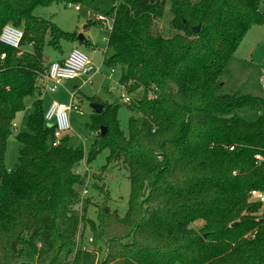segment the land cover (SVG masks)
<instances>
[{
	"label": "trees",
	"instance_id": "16d2710c",
	"mask_svg": "<svg viewBox=\"0 0 264 264\" xmlns=\"http://www.w3.org/2000/svg\"><path fill=\"white\" fill-rule=\"evenodd\" d=\"M53 1L82 2L0 0V37L9 25L24 30L20 49L0 41V264H264V205L250 199L252 191L264 193V163L255 160L264 153V100L221 93L233 55L252 28L264 26V0H112L103 13L114 20L105 65L120 68L122 83L135 82L130 92L146 97L128 105L137 114L128 135L118 103L91 99L105 108L92 114L97 138L88 162L109 150L108 166L122 163L131 181L126 215L111 210L107 192L96 221L87 219L90 200L82 215L75 210L83 150L70 148L69 135L54 147L56 130L44 119L47 37L62 53L61 42L79 36L35 16ZM168 3L171 37L153 31ZM29 46L33 53L22 51ZM152 88L156 99L147 97ZM36 95L28 132L17 135L19 164L9 171L13 126ZM244 110L256 118L247 120ZM198 221L205 225L196 231ZM83 222L93 251L77 243Z\"/></svg>",
	"mask_w": 264,
	"mask_h": 264
},
{
	"label": "rangeland",
	"instance_id": "374dc122",
	"mask_svg": "<svg viewBox=\"0 0 264 264\" xmlns=\"http://www.w3.org/2000/svg\"><path fill=\"white\" fill-rule=\"evenodd\" d=\"M79 4L81 6V11H76L74 8L76 4L70 5L65 2L53 1L48 7H41L35 12V16L52 22L64 32L84 35L88 43H90V45H82L80 42L68 43L62 41L61 47L63 52L60 53L52 46H49L50 37H47L44 50L45 61L47 63L60 62L64 59H68L74 52H78L83 59L91 60L96 67L102 66L101 72L103 75L93 77L91 79L92 83L86 85H84V83L89 80V77L67 81L57 94L50 92L48 94L46 92L42 99L45 109L54 101L68 104L70 103V95H68V92L75 91V87L80 89L78 99L83 115L76 113L71 114L72 131L68 134L71 138L70 148H81L85 154L84 161L75 169L78 175L85 178L84 185L77 188V192H79V203L75 207V210L82 215L85 202L90 200L91 203L89 205L87 219L96 221L98 208L106 201L105 195L108 192L111 196L108 206L112 211H117L120 217H124L129 208L131 194L129 171L122 163L108 166V157L110 156L109 150H104L94 161L91 163L88 162L89 151L97 138L96 134L92 132L89 127L92 124V98L99 97L103 103H118L120 105L118 119L121 124V129L126 135L129 133L130 119L137 116V114L121 99L120 93L112 91V82L110 84V82L106 80V77L110 75L111 68L103 65L104 58L109 59L113 54L112 49L109 48L108 30L100 26H91L87 28L91 21L96 20L97 14L108 12L114 4L112 0H82ZM262 11L264 12V5L262 6ZM172 18L170 4L168 3L164 16L157 19L154 23V33L157 35L161 34L165 37L173 36L175 32L170 26ZM22 31L24 32V30ZM30 47L32 46L24 47L22 51L33 53V48ZM105 52H107V54H105ZM120 74V68H117L115 79H117ZM222 82L226 83L222 89V94L239 93L264 100V26H256L249 31L239 49L230 60L222 76ZM47 83L45 79L40 85L43 87V84ZM131 89L132 88H130V90ZM100 92H105V97H101ZM130 95L136 99V97L141 96V93L136 90ZM37 98L38 95L26 99L25 111L21 113L16 120L17 131L15 132L13 130V135L7 143L5 162L9 171L16 170L19 164L20 152L23 149V145L17 140V135L28 132V118L34 111V102ZM240 114L249 121H253L256 118V115L248 110L241 111ZM105 167H107V170L104 169ZM85 188H87L89 192L84 198L83 193ZM100 189H103V193ZM204 225L203 221H198L192 228L199 231ZM90 239H92L91 231L86 225V222H83L80 226V232L77 238L79 247H86L88 251H93L94 247ZM105 250L106 247L103 246V252L99 254V261H102ZM222 250L223 249H221V251ZM224 253L225 251H222V254Z\"/></svg>",
	"mask_w": 264,
	"mask_h": 264
},
{
	"label": "built area",
	"instance_id": "2783aa9c",
	"mask_svg": "<svg viewBox=\"0 0 264 264\" xmlns=\"http://www.w3.org/2000/svg\"><path fill=\"white\" fill-rule=\"evenodd\" d=\"M76 11H81L80 5L74 6ZM97 21H102L105 23V28L108 30L109 35L113 30L114 20L108 18L104 14H99L96 16ZM24 36V32L21 29H18L14 26H6L1 34L0 41L6 46H9L14 49L21 48V42ZM109 42V38H108ZM107 53V52H105ZM5 59V55L2 57ZM105 65V59L103 62ZM102 66L96 67L93 62L89 59H83L78 52H74L68 59H65L60 62H53L51 63L50 69L45 77L47 80L48 88L47 90L51 93H57L67 81H74L80 78L89 77L84 85L91 84V79L98 75L102 74ZM117 73V68H112L110 70V75L106 77L108 82H112L111 89L112 91L119 92L121 99L124 101L125 104L131 105L136 101L143 100L146 97V93L139 89L141 96L133 98L130 94V88L133 87L135 82H128L122 83L121 78L115 79V75ZM44 79V81H45ZM129 91V93H128ZM158 91L157 88H152L147 97L149 99H156V92ZM80 93V89H77L71 93L70 95V103H59L53 102L49 108L45 112V123L50 127L55 128V141L53 142L54 147H58L61 144L62 139L68 135L72 131V124H71V114L76 113L79 115H83V111L78 99V94ZM17 124L15 123L13 126V130L17 131ZM230 150H234L231 148ZM255 160L257 163H264V153H259L255 156ZM236 175V174H235ZM88 188V187H87ZM85 188L83 193V197L85 198L88 194V189ZM250 199L252 202L259 203L264 205V193L259 191H252L250 193ZM84 200V199H83ZM91 243L93 239H90ZM83 250H88L86 247H83Z\"/></svg>",
	"mask_w": 264,
	"mask_h": 264
},
{
	"label": "water",
	"instance_id": "95a60500",
	"mask_svg": "<svg viewBox=\"0 0 264 264\" xmlns=\"http://www.w3.org/2000/svg\"><path fill=\"white\" fill-rule=\"evenodd\" d=\"M202 29V26L199 25L198 27L194 28V32L195 33H200ZM78 42H80L82 45H87L88 41L86 39V37L84 35H79L78 36ZM91 108L93 110L94 113L96 114H102V112L104 111L105 105L100 104V103H92L91 104ZM107 128L106 127H102V136H105L107 134ZM237 224H235L236 226Z\"/></svg>",
	"mask_w": 264,
	"mask_h": 264
},
{
	"label": "crops",
	"instance_id": "0c3cea01",
	"mask_svg": "<svg viewBox=\"0 0 264 264\" xmlns=\"http://www.w3.org/2000/svg\"><path fill=\"white\" fill-rule=\"evenodd\" d=\"M30 48H32V47H30ZM105 54H107V53H105ZM104 59H106V58H104ZM46 60V59H45ZM65 60V59H64ZM63 61V60H62ZM51 63H53V62H51ZM122 77V74H120L119 76H118V78H117V80L118 79H120ZM45 83V82H44ZM48 85L49 84H43V89L41 90L42 91V96L40 97L41 99H42V97L44 96V94L47 92L48 94H49V91L47 90V88H48ZM226 85V83H223V87ZM78 88L77 87H75V90H77ZM51 93V92H50ZM58 93V92H57ZM56 93V94H57ZM69 93H71V92H68V95H69ZM100 94H101V97H105V92H100ZM38 99V98H37ZM54 102H56V101H54ZM53 103V102H52ZM51 103V104H52ZM59 103H63V102H59ZM50 104V105H51ZM104 105V104H103ZM49 107H47L46 109H45V112H46V110L48 109Z\"/></svg>",
	"mask_w": 264,
	"mask_h": 264
}]
</instances>
